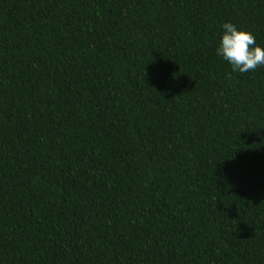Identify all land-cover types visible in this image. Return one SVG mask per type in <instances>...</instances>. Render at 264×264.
Segmentation results:
<instances>
[{"label":"trees","instance_id":"16d2710c","mask_svg":"<svg viewBox=\"0 0 264 264\" xmlns=\"http://www.w3.org/2000/svg\"><path fill=\"white\" fill-rule=\"evenodd\" d=\"M0 264H264V0H0Z\"/></svg>","mask_w":264,"mask_h":264}]
</instances>
